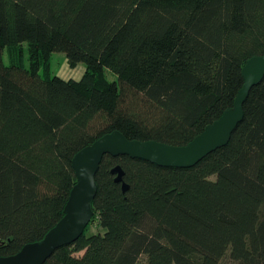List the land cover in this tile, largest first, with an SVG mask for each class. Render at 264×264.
I'll return each mask as SVG.
<instances>
[{
	"label": "trees",
	"instance_id": "16d2710c",
	"mask_svg": "<svg viewBox=\"0 0 264 264\" xmlns=\"http://www.w3.org/2000/svg\"><path fill=\"white\" fill-rule=\"evenodd\" d=\"M53 52L80 79L52 75ZM261 55L264 0H0V257L62 218L78 151L113 131L186 145ZM95 181L90 223L43 264H264V77L196 165L105 155Z\"/></svg>",
	"mask_w": 264,
	"mask_h": 264
},
{
	"label": "water",
	"instance_id": "95a60500",
	"mask_svg": "<svg viewBox=\"0 0 264 264\" xmlns=\"http://www.w3.org/2000/svg\"><path fill=\"white\" fill-rule=\"evenodd\" d=\"M243 85L237 92L233 106L183 146L169 145L153 140H128L113 131L78 151L71 160L76 182L69 192L62 218L44 237L24 245L16 254L0 257V264H43L55 250L75 242L93 217L92 201L96 195V173L102 158L127 156L168 168H190L213 151L225 146L233 131L243 119V104L254 86L264 77V55L250 58L241 69ZM114 182L128 189L119 165L110 171Z\"/></svg>",
	"mask_w": 264,
	"mask_h": 264
},
{
	"label": "rangeland",
	"instance_id": "374dc122",
	"mask_svg": "<svg viewBox=\"0 0 264 264\" xmlns=\"http://www.w3.org/2000/svg\"><path fill=\"white\" fill-rule=\"evenodd\" d=\"M48 56H49V66H50L52 75L59 76L63 79L78 80L80 79V77L82 76L85 70L84 65L82 63H79L74 68L69 67L62 53L53 52V53H49ZM4 61L5 62L7 61L5 57H4ZM105 74L108 80L115 79V76L112 73L106 71ZM98 231H101V230L97 226H91L88 229L87 233H96ZM79 255H81V253L77 254V256ZM218 264H234V262L225 256L223 259L219 261Z\"/></svg>",
	"mask_w": 264,
	"mask_h": 264
}]
</instances>
